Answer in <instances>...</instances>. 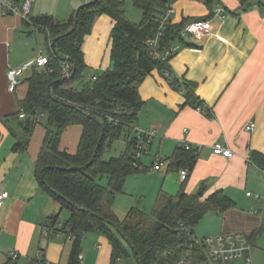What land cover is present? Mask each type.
<instances>
[{
	"label": "crops",
	"instance_id": "0c3cea01",
	"mask_svg": "<svg viewBox=\"0 0 264 264\" xmlns=\"http://www.w3.org/2000/svg\"><path fill=\"white\" fill-rule=\"evenodd\" d=\"M173 7L172 25L203 18L210 20L212 30L205 36L180 34L172 42L175 52L169 61V77L154 69L139 85L143 103L137 127L155 131L144 157L151 164L156 156L161 160L160 168L154 169L160 171L162 180L155 198L162 193L176 194L181 188L196 193L203 186V197L222 190L235 206L211 213L220 220L205 233H241L246 238L254 234L251 243L256 246L255 254L260 253L264 248V166L252 156L254 152L264 155V0H174ZM72 8L67 14L74 11ZM216 8H221L219 15L212 13ZM113 24L110 16L98 15L91 32L84 36L83 60L86 70L90 68L93 74L111 66ZM24 27L21 17L2 14L0 5V192L8 194L0 205V264H8L11 251L19 255L16 264L36 258L50 264H67L73 238L61 230L63 222L57 226L51 223L59 205L40 187L35 174L46 130H39L36 123L26 149L18 151L13 146L23 131L16 120H6L18 111V101L27 91L25 72L18 76L16 88L9 90L7 69L43 54L18 59ZM186 89H191L209 115L186 103ZM249 122L254 124L251 131L245 129ZM10 126L17 137L10 133ZM81 133L82 125H68L58 148L75 153ZM216 142L228 146L232 156L213 153ZM185 143L196 148L198 156L188 178L180 181L178 171L168 168V157L176 145ZM107 245L103 250L102 244H95L98 253L94 258L87 253L85 263L80 243L81 264H91L92 259L94 264H109L111 246ZM126 260L135 261L127 257L117 262ZM229 264L245 261L241 257Z\"/></svg>",
	"mask_w": 264,
	"mask_h": 264
},
{
	"label": "trees",
	"instance_id": "16d2710c",
	"mask_svg": "<svg viewBox=\"0 0 264 264\" xmlns=\"http://www.w3.org/2000/svg\"><path fill=\"white\" fill-rule=\"evenodd\" d=\"M88 1L91 2L83 5L77 14L73 11L64 20L48 14L22 19L25 26H32L44 35L49 60L45 67L31 70L25 79L26 95L18 101V111L6 119L16 120L23 131V136L17 137L15 129L9 127L10 133L18 138L13 149H26L39 115L45 113L47 127L51 126L53 130L47 128L35 174L40 187L58 203L60 210L64 208L68 213V218L61 224V230L73 238L67 264H80L81 236L89 231H97L108 240L111 246L109 264L127 257L134 258L137 264H177L198 221L206 213H222L235 206L222 190L205 197L203 186L196 193H187L183 188L176 194L162 193L150 216L140 208L131 207L119 219L113 204L115 195L123 192L127 177L145 170L141 160L133 156L132 128L137 126L143 103L138 93L139 85L154 69L170 74L169 61L174 53L166 59L162 55L172 47L186 22L180 25L170 22L156 44L149 46L146 41L157 33L165 0H133L142 11L139 23L125 17L120 1ZM101 14L114 21L110 32L111 66L94 74L95 79L84 81L82 88L77 90L73 82L83 80L87 68L81 44L95 18ZM72 28V32L65 35ZM54 39L56 52L70 59L66 62L70 66L67 78L63 74L64 62L52 53ZM185 98L186 103L195 108L200 105L191 89L185 90ZM203 112L209 115L207 110ZM20 113L24 114L23 118L19 117ZM110 117L115 122H110ZM70 124L82 125L75 153L58 148L60 136ZM122 134L127 141L125 152L104 159L105 151ZM197 156L196 148L176 145L168 157V168L177 171L186 168L190 174ZM252 158L264 166L263 154L254 152ZM71 166L83 168L71 172L60 169ZM103 176L107 178L105 186L97 181ZM56 217H52V224ZM247 239L253 241L254 234L248 235ZM198 252L192 250V255L201 257ZM8 264H16V261L10 258ZM29 264H45V261L36 258Z\"/></svg>",
	"mask_w": 264,
	"mask_h": 264
},
{
	"label": "rangeland",
	"instance_id": "374dc122",
	"mask_svg": "<svg viewBox=\"0 0 264 264\" xmlns=\"http://www.w3.org/2000/svg\"><path fill=\"white\" fill-rule=\"evenodd\" d=\"M117 1H120L122 3L125 17L129 21L133 23L140 22L142 18V11L134 5L133 0H117ZM86 2L87 0H40V1L38 0L35 1V3L31 4V14L29 15V17H33L41 14H48V15H52L53 18L57 20H64L69 16V14H67L68 12H66L68 11L69 8L73 6L74 8L72 9L75 11L80 5ZM24 31H25L24 40L23 42L18 44V49H19V54L17 55L18 59H23L27 56L34 57L39 52H42L44 55H48L49 52H48V47L45 43L44 35L32 26H25ZM31 70L32 69H29L24 73L25 78L23 79V82L29 76ZM100 72L101 71H97L94 74ZM94 74L93 71L90 68H88L83 73V80H77L73 82V86L77 90H80L82 88V85L85 82L89 81L92 75ZM21 92H22V88H21ZM38 118H39L37 124L38 127L36 125L35 126L39 128V130L45 129L47 131V128L53 130V127L51 126L47 127V115L45 113L40 114ZM139 126L143 127V124L140 121H139ZM140 129H144V128H140ZM126 142H127L126 137L124 134H122L118 139L114 140L110 145V147L108 148V150L105 151L104 159H109L112 156H119L121 153H124L126 150ZM144 156L145 155L141 157V161L145 170L139 173L138 175L133 174L128 176L124 183L123 192L115 195L113 210L118 218H122L131 207L140 208L144 210L147 215L149 216L151 215L153 205L156 201L155 197H157V195L159 194V189H160L159 187L161 186L162 180L160 179V174H159L160 171H155L152 168V164L151 161H149V158ZM97 181L101 185L104 186L107 185L106 176L98 177ZM59 209L60 207L58 206V208H56L52 214V216L54 217L57 215L55 226H57L59 223L64 222L68 218V213L66 209L63 208L60 211ZM218 219L219 218L217 215L206 213L194 226V232L192 236L201 240L206 237L215 238L217 236L223 235V233L217 235H207L205 233L207 229L214 228V226L218 222ZM262 240H264V236L262 237ZM232 242L235 243L236 245L240 243L236 239L233 240ZM80 243H81L82 252L84 253V255L86 254L85 263L87 262V253L90 254V258L92 257L94 258V253L96 254L98 253V250H95L94 248L95 244L97 243L102 244L103 250L108 246L107 244H109L106 237L97 231H89L84 233L81 236ZM231 243H224V244H226V246H230ZM209 248H210L209 246H206L205 251L208 252ZM263 249L260 253L255 254L256 246L251 245L249 255L252 264H264ZM238 259L241 260V258ZM91 264H94L93 259ZM115 264H137V263L135 261L131 262L126 260L122 262H116ZM209 264H214V263L209 261Z\"/></svg>",
	"mask_w": 264,
	"mask_h": 264
},
{
	"label": "built area",
	"instance_id": "2783aa9c",
	"mask_svg": "<svg viewBox=\"0 0 264 264\" xmlns=\"http://www.w3.org/2000/svg\"><path fill=\"white\" fill-rule=\"evenodd\" d=\"M88 1V0H87ZM32 0H0L2 14H15L20 16L22 19H28L30 13ZM172 0H165L164 7L162 10V14L159 19V27L157 33L154 38L147 39V44L149 46H154L160 36L165 32L167 24L171 22V17L174 13ZM221 8H216L212 11L214 15H219ZM222 18V16H221ZM212 30V26L209 19H192L183 24L180 34L186 35H201L205 36L210 34ZM175 52L174 47H170L165 50L162 58H168L172 53ZM48 56L44 54H38L32 60L21 64L18 67L8 68L6 72V76L8 79L9 90H14L19 82L18 76L22 75L24 72L33 68H43L48 63ZM70 72V66L66 62L63 65V74L68 76ZM164 76L169 77V73L164 71ZM95 79L96 76L93 75L91 77ZM199 111H204L201 106L196 107ZM20 118L24 117L23 113L19 114ZM109 121H114L115 119L109 118ZM254 127L253 122H249L245 129L247 131H251ZM155 131L153 129H140L137 126L132 128V136L134 138V154L133 156L136 159H141L143 155H145L152 143L154 138ZM187 148L190 147L189 144H184ZM212 151L215 154H220L224 157L230 158L232 156L231 149L223 143L216 142L212 145ZM161 165V160L159 157L153 158L152 168L158 170ZM180 181H185L188 178L189 171L186 168H182L178 171ZM264 177V174H263ZM250 195V192L246 193ZM8 194L6 192H0V205L2 204V200L6 198ZM238 240L240 243L236 245L233 243V240ZM232 242V243H231ZM224 243H231L230 246H226ZM187 249H185L180 255L179 261L177 264H209V261L214 264H229L232 260L237 258H243L245 264H252L251 258L249 255L251 248V241L248 240L241 233H231V234H223L221 236H217L215 238L206 237L201 240L193 237L192 235L188 237L187 241ZM209 246V251L206 252L205 248ZM192 250H196L197 253L200 251L201 257H194L192 255ZM170 250H167L169 252ZM167 252H164L166 254ZM10 258L16 261L19 257L18 253L15 251L10 252ZM39 259V258H38ZM79 263L81 264V256H78ZM29 264V263H27ZM45 264H50L45 262Z\"/></svg>",
	"mask_w": 264,
	"mask_h": 264
},
{
	"label": "water",
	"instance_id": "95a60500",
	"mask_svg": "<svg viewBox=\"0 0 264 264\" xmlns=\"http://www.w3.org/2000/svg\"><path fill=\"white\" fill-rule=\"evenodd\" d=\"M94 1H95V0H94ZM90 2H91V1H88V2H86V3L82 4V5H80V6L75 10V13L77 14L78 11L80 10V8H81L83 5L88 4V3H90ZM72 30H73V28L70 29L69 31H67V32L65 33V35L71 33ZM55 41H56V39H54V40L51 42V50H52V53H53L54 57L57 58V59H59V60L62 61V62H68V61L70 60L68 56H64V57H62V56H60V55L56 52V49H55ZM67 77H68V76H66V78H67ZM82 168H83V166H71V167H68V168L61 167L60 169H63V170H66V171L71 172V171H80Z\"/></svg>",
	"mask_w": 264,
	"mask_h": 264
}]
</instances>
